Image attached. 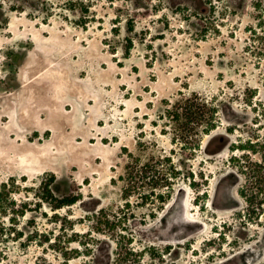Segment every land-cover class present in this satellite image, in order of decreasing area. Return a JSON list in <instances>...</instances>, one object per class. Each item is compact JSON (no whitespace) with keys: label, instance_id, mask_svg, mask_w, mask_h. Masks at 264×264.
Segmentation results:
<instances>
[{"label":"rangeland","instance_id":"obj_1","mask_svg":"<svg viewBox=\"0 0 264 264\" xmlns=\"http://www.w3.org/2000/svg\"><path fill=\"white\" fill-rule=\"evenodd\" d=\"M0 218V264H264V0H0Z\"/></svg>","mask_w":264,"mask_h":264},{"label":"trees","instance_id":"obj_2","mask_svg":"<svg viewBox=\"0 0 264 264\" xmlns=\"http://www.w3.org/2000/svg\"><path fill=\"white\" fill-rule=\"evenodd\" d=\"M48 192H49L50 197L54 199L55 196L53 195V193L51 191H48ZM58 201L60 205H71L77 201V198L76 197H65ZM9 235L10 234L8 233L4 222L0 218V239H2V241H0V258H4L6 256L5 247H1V244L3 242H8L7 239L9 238Z\"/></svg>","mask_w":264,"mask_h":264},{"label":"flooded vegetation","instance_id":"obj_3","mask_svg":"<svg viewBox=\"0 0 264 264\" xmlns=\"http://www.w3.org/2000/svg\"><path fill=\"white\" fill-rule=\"evenodd\" d=\"M185 219H187V221H196L197 220V219H190V217H188V215L185 216ZM188 219H190V220H188Z\"/></svg>","mask_w":264,"mask_h":264}]
</instances>
